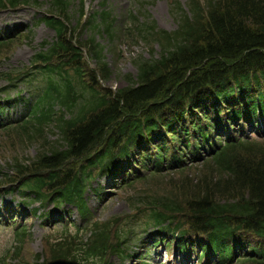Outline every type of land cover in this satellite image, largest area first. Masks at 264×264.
<instances>
[{"label":"trees","instance_id":"16d2710c","mask_svg":"<svg viewBox=\"0 0 264 264\" xmlns=\"http://www.w3.org/2000/svg\"><path fill=\"white\" fill-rule=\"evenodd\" d=\"M8 1L15 6L27 2ZM69 3L54 0L51 9L58 17L39 19L56 31L54 43L32 61L35 74L47 75L45 89L33 91L42 103L13 130L21 146L40 142L42 149L28 164L16 159L13 173L0 169V185L37 187L39 199L71 203L86 214L84 193L98 176L117 175L125 184L140 181L131 207L143 206L150 224L162 229L168 222V247L175 241L199 264L212 259L264 264V135L260 131L261 140L229 137L222 163L215 155L198 175H190L183 154L185 146L221 130L230 132L242 123V132L247 125L264 127V0H189V11L182 10L173 32L131 21L123 37L144 42L152 54L139 56L136 79L128 76V86L116 90L93 84L92 78L107 81L112 71L104 48L95 43L93 20L81 18L78 25L93 30L87 47L98 73L87 67L80 47L69 38ZM103 16V26L115 38L110 15ZM56 107L77 111L67 118ZM50 126L59 131L62 144H50ZM166 132L185 144L167 146L155 136ZM165 171L179 174L167 186ZM113 222L91 224V238L80 239L82 252L104 256L115 250L122 238L111 235ZM17 230L24 238L28 225ZM74 243L65 234L53 242L51 254L76 258Z\"/></svg>","mask_w":264,"mask_h":264},{"label":"rangeland","instance_id":"374dc122","mask_svg":"<svg viewBox=\"0 0 264 264\" xmlns=\"http://www.w3.org/2000/svg\"><path fill=\"white\" fill-rule=\"evenodd\" d=\"M39 1L42 2L41 10L23 6L18 9L0 11V30L12 29L17 25H25L28 26L29 30L31 29L34 31L30 38L26 36L27 34L24 32L20 39L15 40V42L11 44L8 50L0 52V72L15 71L23 68L24 66H28L34 53L37 52V50L42 49V44L46 41L51 42L54 39L55 33L52 29L44 24L35 26V20L49 9L50 0ZM101 1L102 0H74V10L78 11L82 2L85 3V12L88 15L93 14L96 9L100 8V10H102L104 7H108L113 12V16L116 19L115 25H118V28L123 24L126 25L125 16L131 11L137 14L140 12V17L143 20L147 17L151 18V21H154L160 29L174 31L178 27L181 7L179 8V5H175V0H106L103 8L102 6L100 7ZM177 1L183 8H186V0ZM75 14L76 13H74V15ZM78 15L79 13L76 17H74L75 20ZM91 36L92 34L89 30H81L78 38L82 43H86L90 42L89 39ZM96 43L105 47L104 56L112 71V75L105 85L113 89L128 86V76H132L136 79L138 73L136 58H139V56L150 58L152 54L148 51L147 45L142 41L132 42L124 38H117L115 41H112L110 37L102 31L96 35ZM159 52L160 49H158L157 53ZM95 62L96 60L90 61L93 68L96 67L97 62ZM35 83L40 85L41 81L37 80ZM7 87V82H0V96L3 98L0 102H3L7 96L1 92V89ZM22 87L25 86L21 85L20 88L22 89ZM10 89L13 88L11 87ZM16 92L17 91L15 90L14 92H11L10 95L13 97ZM23 105V103L18 104L17 107L13 108L6 106L4 109L6 112L5 114H7V110H9L10 113L17 117L19 112L22 110ZM55 134V130L52 131V142L56 136ZM40 144V142H37L21 146L18 143V139L15 134L0 131V169H2V167L6 168L8 164L10 166L16 159L33 160L37 156V152L40 150ZM199 169V167L198 169H192L190 175H198L201 173L199 172ZM178 175L179 174H167V177L163 178V186H167L171 182L172 178L174 176L178 177ZM107 180V178H104L101 179L99 183L95 182V188H97L98 184L105 187ZM157 181L159 180L156 179V182ZM141 189L142 185L136 184L133 188L117 189V191L113 190V195L108 197L105 203H103L101 199L96 196L93 190L87 194L89 201L88 204L95 216V219L107 221L108 219L116 216L119 223L116 221L117 228L115 227L114 231H121L125 234L130 230L138 232V234L135 235H127L135 238L131 240V246L140 245L141 242L136 237H140V232H143L144 226H146V213L144 212L143 207H140V209L131 207L136 201L134 194L141 191ZM106 191H110V188H107ZM14 196L16 197L17 194ZM50 207L51 206H49V208ZM68 208L72 212L70 219L79 220L80 217L78 213H74L73 208ZM55 214L57 215L58 212H55ZM41 222V219H36L34 226L30 230L31 235L23 244L22 249L15 248L16 246H19V244H16L15 241V231L11 228H4L3 226H0V258L5 253L11 255L12 252L15 251L11 257L15 264H42L43 259L36 260L35 255L37 253L47 255L50 243L48 240L51 239V241H54V239L61 238L60 236H63L64 234L59 229L54 227L50 228L43 226ZM11 246L13 247L10 248ZM150 246L151 248L148 255L146 250H141L139 251L138 257L133 258L132 261L125 260V258H121L117 255H112L109 258L108 264H183L180 261V255H178L177 252H174L172 255H168L166 254L165 249L162 247L160 248L161 245ZM157 249L159 250L157 251ZM17 250L18 256L16 255ZM137 259H139V261H137ZM143 259L146 260V263L141 261ZM88 264L92 263L88 262Z\"/></svg>","mask_w":264,"mask_h":264},{"label":"water","instance_id":"95a60500","mask_svg":"<svg viewBox=\"0 0 264 264\" xmlns=\"http://www.w3.org/2000/svg\"><path fill=\"white\" fill-rule=\"evenodd\" d=\"M50 264H75L73 262H64V261H59V263H50Z\"/></svg>","mask_w":264,"mask_h":264}]
</instances>
